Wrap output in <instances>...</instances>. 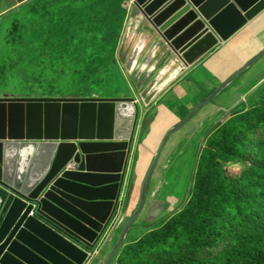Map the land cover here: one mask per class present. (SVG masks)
Masks as SVG:
<instances>
[{
  "label": "water",
  "instance_id": "1",
  "mask_svg": "<svg viewBox=\"0 0 264 264\" xmlns=\"http://www.w3.org/2000/svg\"><path fill=\"white\" fill-rule=\"evenodd\" d=\"M123 2L128 7L126 37L116 58L122 69L130 51L127 36L134 26L162 57L185 70L264 11V0ZM137 54L136 47L125 73L133 70ZM263 55L264 50L240 72ZM134 75L129 77L127 96L119 95L123 90L101 98L0 94V264H94L96 250L130 205L133 184L127 194L125 188L132 147L142 130L140 99L148 97L149 103L161 93L153 91L148 77ZM230 82L163 137L136 213L102 264L112 263L145 212L148 187L168 139ZM158 212L160 208L147 214L153 217Z\"/></svg>",
  "mask_w": 264,
  "mask_h": 264
},
{
  "label": "trees",
  "instance_id": "2",
  "mask_svg": "<svg viewBox=\"0 0 264 264\" xmlns=\"http://www.w3.org/2000/svg\"><path fill=\"white\" fill-rule=\"evenodd\" d=\"M62 1L67 2L62 4ZM50 3L58 5L59 12L55 17L48 18V22L45 19L42 22L46 23L45 26L42 23L25 26V34L31 42L51 29L50 34L60 44L50 43L43 47L41 41L31 42L30 46L11 43L12 49L22 50V61H15L20 66L30 61L37 68L54 67L60 55L58 49L64 46L67 20L71 32H76V36L79 34V22L75 31L70 23L74 11L102 8L100 12L106 13L100 14L99 20L104 23L101 29L104 39L89 43L94 52L99 51L97 58L105 57L107 66L72 72L66 92L61 90L59 97H75L70 96L69 90L77 84L83 88H95L102 76L111 74L114 68L120 73L115 58L126 19L123 0H51ZM38 9L39 6H34L24 10L23 18L38 21ZM44 11L46 16H54L47 9ZM68 14L69 18H66ZM18 23L16 20L14 24ZM92 26V22L82 26L81 38L90 33ZM75 41L80 47L85 46L81 39ZM34 46L40 60L44 57L40 62L31 59L36 53L31 49ZM24 53L27 55L23 56ZM1 59L5 66L0 67V82L11 80L23 94L35 95V92L43 91L36 82L37 71H13ZM64 63L69 64L70 61ZM102 89L104 86L98 88ZM86 95L78 94L76 97ZM258 111L256 116L245 114L235 117L238 123L221 126L205 139L201 150L205 153L196 154L197 167L193 169L189 195L180 211L169 218L164 227L154 230L137 244L126 245L127 237L122 254L119 255L121 248L116 255H119L118 261L114 262L115 257L111 264H264V113ZM234 166L240 168L236 177L229 172V168Z\"/></svg>",
  "mask_w": 264,
  "mask_h": 264
},
{
  "label": "crops",
  "instance_id": "3",
  "mask_svg": "<svg viewBox=\"0 0 264 264\" xmlns=\"http://www.w3.org/2000/svg\"><path fill=\"white\" fill-rule=\"evenodd\" d=\"M22 1L24 0H0V15L14 9ZM123 34L125 39L126 32L124 30ZM139 43H142V45L138 46ZM129 44H131V47L135 46V48L143 46L139 50V55L137 54L135 68L138 69L140 77L144 76L146 78L148 75L155 78L154 83H158V86L154 91L161 90V93L156 97L157 101L153 100L147 107L149 110L142 113L139 123V126H142V130L132 147L129 158L125 194L129 192L130 186L133 184L131 204L121 214L124 218L123 221L108 233L104 245H101V249L97 250V259L94 260V264L104 262L118 241L125 224L136 210L142 183L162 138L170 129L176 127L187 118L197 101L206 100L219 87L231 81L217 98L200 108L191 121L169 139L163 150L168 155L180 150V137L185 139L198 137L203 139L204 142L205 138L210 137L214 131L223 125L221 124L224 122L222 121L223 119L229 121L240 116L243 113L239 111L242 105L246 107L250 105L264 107V55L246 71L240 72L256 55L264 50V11L232 35L227 42L220 44L204 59L193 66H188L177 78L171 80L169 75L173 74L175 70H171V67H166L165 64L163 65L162 54L157 51L153 52L152 45L147 44V41L142 39L137 26H134L127 36V45L130 46ZM116 63L120 65L117 59ZM195 74L201 76L200 79L204 85H208L207 89L193 77ZM129 94L130 90L119 95L127 96ZM171 96L174 99H171ZM187 99L190 100L187 101ZM152 117H155L156 120L152 121ZM218 122L220 123L218 124ZM155 141L156 146L153 148L152 144ZM184 144H189V142ZM182 155L183 152L179 154L180 158ZM179 165L181 163L177 166ZM164 174L165 167H159L158 162L151 180V182L154 181L155 183L148 201L149 208L145 210V213H148L151 210V206L155 205L154 201H157V197L165 185L163 183ZM173 201L174 199L170 197L162 202ZM162 202L158 203L162 205ZM134 240L131 237L126 245L134 242ZM123 248H125V244Z\"/></svg>",
  "mask_w": 264,
  "mask_h": 264
},
{
  "label": "rangeland",
  "instance_id": "4",
  "mask_svg": "<svg viewBox=\"0 0 264 264\" xmlns=\"http://www.w3.org/2000/svg\"><path fill=\"white\" fill-rule=\"evenodd\" d=\"M50 1L51 0H31L30 2L28 1L27 3L20 5L19 7L10 11L9 13L0 17V67L5 66L4 62L1 59V57H2L5 60L8 68L12 69L13 71H25V72H28L30 70L32 72L37 71V75L35 78H38V80H36V82L39 85V87L43 88V91L35 92L34 93L35 95L30 94L31 96H34V97H45V98H47V97H50V98L51 97H59L58 93H60L61 90L66 92L65 87L68 85V81L70 79V75L72 72L80 71L81 68L99 69V68H102L103 66H107V62L104 59L105 57L97 58V54L99 53V51L97 50L94 52L92 49L91 43H89L91 40L104 39V36L101 35V29H102L104 23L100 22V20H99V15L102 13H106V12H100L101 10H103L102 8H100L98 10H92V11H85V9H83V11H77V10L74 11L70 23H71L72 29L75 31V26L79 22V26H78V33L79 34H78V36H76V34H75L76 32H73V33L71 32V28L69 26V20H67L66 30H65V31H67V33L63 37L64 46L62 48L58 49L60 55L57 57L54 67H52V68H48V67L37 68V66H33L30 63V61H26L21 66L17 63L18 62L17 59L22 61V59H20L22 57V53H21L22 50L12 49L11 43H17L16 44L17 46H19V45L30 46L31 42L41 41V44L43 47L48 46L50 43L53 45L60 44V41L55 36H52V34H50L51 29H48L47 33H45V34H39L38 38H36L35 40H33L31 42L28 41V37L25 34V31H26L25 26H30L33 24H37V25L41 24L43 21H45V19H47V22H48V20L50 18H54L56 13L59 12L58 5L57 6L52 5V3H50ZM66 2L67 1H62V4H65ZM125 5L126 4H124L122 6V8L124 10H125ZM34 6H39V9H38L39 19H38V21L34 22L35 19L27 20L26 18H23L24 10L25 11L29 10V9L33 8ZM45 9H47L49 13H51V14L53 13L54 16L53 17L46 16L44 14V13H46V11H44ZM126 9H128L127 5H126ZM126 16H127V14H126ZM66 18H69V14ZM16 20L19 22L18 24H14L16 22ZM125 21H126V19H125ZM88 22L93 23V26L90 30V33L87 36H85L84 38H81V36H80L81 28L83 25H85ZM42 24H43V26L46 25V23L45 24L42 23ZM56 33H57L56 35L58 36L59 32L57 31ZM123 35L124 34L122 31L121 36H120V41L117 42V44L119 43L118 44L119 48H120V46L123 42V39H124ZM76 39H81V41L83 43H85V46L80 47L79 45H77L76 41H75ZM113 43L114 42L112 41L111 44H113ZM142 47L143 46H141V49H142ZM31 49L36 51V53L31 57V59H33V61H39L40 62L44 59V57H43L42 60H40L38 49L36 46H34ZM117 50L119 51V49H117ZM26 55H27L26 53L23 54V56H26ZM68 60L70 61L69 64L64 63V61H68ZM115 60H116V58H115ZM118 67L122 71V73H121V71L119 70L121 75L123 74L122 77L124 76L123 79H122L120 73L114 68V70L111 72V74L105 73L102 76L101 81L97 83L95 88H83L80 86V84L74 85L69 90L71 93L70 96H76L78 94H80V95H86L87 94L85 98L107 97V96H110L112 92H116L115 95H117V92L119 90H123L126 92L131 90V88L129 87V84H128L129 77L126 75V73L124 74L125 71H123V69L120 65H118ZM39 75H42V77H39ZM193 77L199 83H201V85L203 87H205V89H207L208 85H204L203 81L200 79L201 78L200 75L195 74ZM106 83H108V84H106ZM47 86H50L51 88L48 89ZM101 86H104V89L98 90V88ZM219 89H220V87L217 90H219ZM214 93L215 92H213V94ZM0 94H7V95H12V96L29 95V94L21 93V91L17 88V85L14 84L11 80H8L6 83L0 82ZM171 99H174V97L171 96ZM189 100L190 99H187V101H189ZM204 101L205 100L197 101L194 104L193 108L196 109ZM193 108H192V110H194ZM246 109H248V110L246 111ZM147 110H149V109H147ZM256 110H260L258 112L264 113V107L259 106V105H256V106L250 105L247 107L242 105L239 108V111L243 112L242 114H240V116L245 115V114H252L253 116H256L257 115ZM142 111H146V110L143 109ZM222 121H224L223 123H221V124H223L222 126L227 125L228 123H231V125H234V124L239 122V120L235 121L234 118L230 119L229 121H225V119H223ZM219 123L220 122H218V124ZM216 131H214V132H216ZM204 133L206 134V132H204ZM179 139L181 140L180 141V145H181L180 150L177 152L175 151L169 155L165 151H163V154H162L160 161H159V167H161V168L165 167L166 174H164V176H163V183L165 185H164L160 195L157 197V201L162 202L163 200L170 198V197L173 198L174 201L168 202V203L162 202V205L160 207L161 212L160 213L158 212V216L151 217L145 212L142 213L141 217L136 222V225L140 224V226H138L136 230H134L133 232L130 233L127 241H130L131 237H133L135 239L134 244H137L144 237H146L148 234H150L154 230L164 227L167 224L169 218L173 217V215L175 213H178L180 211V209L183 207V205L185 204L187 197L189 195V190L191 188L192 172H193V169H195L197 167V164H195L196 154L199 153V151L201 149L203 139L198 138V137L191 138V139H185V138L180 137ZM141 141H142V139H141ZM185 142H189V144H184ZM155 146H156V141L152 144L153 148H155ZM181 152H183V155L180 158L179 154ZM204 153H205V151H201L202 155ZM191 160H193V161H191ZM180 163H181V165L177 166ZM180 166H181V168H180ZM229 172L231 175L236 177L237 175L240 174V168L238 166L230 167ZM153 184H154V181H152L150 183L149 190L147 193V202H146L145 208H146L148 201L150 199ZM140 195H141V191H140ZM130 204H131V200H130ZM157 206L159 207L160 205L157 204ZM154 209H156V207H154L152 205L151 210L154 211ZM135 213H136V210L134 211L132 216H134ZM131 217H130V219H131ZM123 219L124 218L121 215L118 219L117 226L123 221ZM151 221H153V222H151ZM151 225H153V226H151ZM123 250H124V248L120 251L119 255L122 254ZM118 256L115 258L114 262H116V260L118 261Z\"/></svg>",
  "mask_w": 264,
  "mask_h": 264
},
{
  "label": "bare ground",
  "instance_id": "5",
  "mask_svg": "<svg viewBox=\"0 0 264 264\" xmlns=\"http://www.w3.org/2000/svg\"><path fill=\"white\" fill-rule=\"evenodd\" d=\"M135 30V29H134ZM127 44V43H126ZM129 45H131V44H129ZM148 47V46H147ZM128 48H129V53H128V55L126 56V59H125V64L123 65V69L125 70V65H126V63H127V61L130 59L131 60V58H132V56L133 55H135V51H136V48H135V46H128ZM138 48V47H137ZM139 50L141 49V47L140 48H138ZM155 51H157L158 52V50L157 49H153V52H155ZM159 53V52H158ZM136 56V55H135ZM162 59H164L163 60V65L165 64V66L166 67H171V70H175L174 71V73L172 74H170L169 75V79L171 80V79H175V78H177L181 73H183L185 70H182V67H180L179 66V64H174V62L173 61H171V62H169L165 57H162ZM145 61V60H144ZM161 61V60H160ZM140 62V61H139ZM138 65V64H137ZM151 65V64H150ZM178 67H180V68H178ZM178 68V69H177ZM138 73L139 74V72H138V69H136L135 68V66L133 67V70H132V67H130L129 68V70L128 71H126V74H127V76L128 77H130V78H133V77H135V75H134V73ZM125 73V72H124ZM143 78H144V76H142ZM142 77H139V78H142ZM146 77H148V79H147V81L148 82H153V84H154V89L158 86V83H154V79L155 78H153V77H149L148 75L146 76ZM157 77V76H156ZM144 80H146L145 78H144ZM170 82V81H169ZM154 91V90H153ZM161 91V90H160ZM160 91H157V92H160ZM147 100H148V97L147 98H141L140 99V102H141V105H143V107H144V109H146L148 106H149V104H151L150 102L148 103L147 102ZM154 101H157V98H154ZM197 146V145H196ZM198 150V149H197ZM193 153V152H192ZM191 155V154H190ZM192 156V155H191ZM195 158V157H194ZM189 160V159H188ZM191 161H193V160H191ZM190 167V166H189ZM180 168H181V166H180ZM183 168V167H182ZM164 170V169H163ZM183 171V170H182ZM190 171V170H189ZM191 172V171H190ZM160 173V172H159ZM172 173V172H171ZM181 173V172H180ZM165 174H166V172H165ZM181 176V175H180ZM179 176V177H180ZM186 177V176H185ZM185 179V178H184ZM159 181V180H158ZM161 181V180H160ZM182 181V180H181ZM183 182V181H182ZM187 182V181H186ZM155 183V182H154ZM157 184V183H156ZM153 186H154V184H153ZM152 191V190H151ZM153 194V193H152ZM155 197V196H154ZM151 204V203H150Z\"/></svg>",
  "mask_w": 264,
  "mask_h": 264
},
{
  "label": "clouds",
  "instance_id": "6",
  "mask_svg": "<svg viewBox=\"0 0 264 264\" xmlns=\"http://www.w3.org/2000/svg\"><path fill=\"white\" fill-rule=\"evenodd\" d=\"M24 1H26V0H24ZM24 1L18 3L17 5H20V4L23 3ZM28 1L30 2L31 0H28ZM28 1H26V2H24V3H27ZM24 3H23V4H24ZM124 4H125V3H124ZM17 5H16V6H17ZM21 5H22V4H21ZM18 7H19V6H18ZM15 8H17V7H15ZM15 8H14V9H15ZM14 9H11V11L14 10ZM9 12H10V10H9L7 13H9ZM7 13H5V14H7ZM5 14H4V15H5ZM0 16H1V15H0ZM47 98H50V97H47ZM54 98H55V97H54ZM58 98H65V97H58ZM68 98H85V97H76V96H75V97H68ZM178 125H179V124H178ZM183 128H184V127H183ZM172 129H173V128H172ZM170 130H171V129H170ZM170 130H169V131H170ZM177 133H178V132H177ZM165 135H166V134H165ZM174 135H175V134H174ZM174 135H173V136H174ZM171 137H172V136H171ZM171 137H170V138H171ZM170 138H169V139H170ZM162 139H163V138H162ZM169 139H168V141H169ZM205 139H206V138H205ZM161 141H162V140H161ZM204 142H205V141H204ZM204 142H202L201 149H200L199 153H200L201 150L203 149ZM166 144H167V143H166ZM165 146H166V145H165ZM163 150H164V149H163ZM195 154H196V153H195ZM161 156H162V155H161ZM161 156H160V158H161ZM154 157H155V156H154ZM160 158H159V159H160ZM153 159H154V158H153ZM159 161H160V160H158V162H159ZM152 162H153V161H152ZM151 165H152V163H151ZM151 165H150V167H151ZM157 165H158V163H157ZM156 167H157V166H156ZM155 169H156V168H155ZM149 170H150V168H149ZM149 170H148V172H149ZM148 172H147V174H148ZM154 172H155V171H154ZM147 174H146V176H147ZM153 175H154V174H153ZM145 178H146V177H145ZM144 180H145V179H144ZM151 180H152V179H151ZM143 182H144V181H143ZM150 182H151V181H150ZM142 185H143V183H142ZM149 185H150V184H149ZM141 188H142V187H141ZM148 190H149V187H148ZM147 193H148V192H147ZM139 200H140V199H139ZM146 202H147V199H146ZM148 203H149V202H148ZM158 204L160 205V203H158ZM145 205H146V203H145ZM155 205H156V204H155ZM155 205H153V206H155ZM148 207H149V206H148V204H147V206H146L145 209H147ZM160 207H161V205H160L159 207L156 205V208H160ZM116 225H117V222H114V223L112 224V228L116 227ZM138 226H140V224H137V225L134 226V227L137 228ZM136 228H135V229H136ZM123 245H124V244H123ZM98 249H99V248H98ZM98 249H97V250H98ZM97 250H96V252H95L96 255L98 254Z\"/></svg>",
  "mask_w": 264,
  "mask_h": 264
},
{
  "label": "built area",
  "instance_id": "7",
  "mask_svg": "<svg viewBox=\"0 0 264 264\" xmlns=\"http://www.w3.org/2000/svg\"><path fill=\"white\" fill-rule=\"evenodd\" d=\"M125 10H128V9H126V5H125ZM30 216H32V214H30Z\"/></svg>",
  "mask_w": 264,
  "mask_h": 264
},
{
  "label": "flooded vegetation",
  "instance_id": "8",
  "mask_svg": "<svg viewBox=\"0 0 264 264\" xmlns=\"http://www.w3.org/2000/svg\"><path fill=\"white\" fill-rule=\"evenodd\" d=\"M154 203L157 205L158 204V202L157 201H154Z\"/></svg>",
  "mask_w": 264,
  "mask_h": 264
}]
</instances>
